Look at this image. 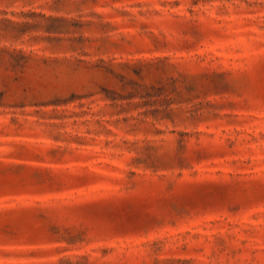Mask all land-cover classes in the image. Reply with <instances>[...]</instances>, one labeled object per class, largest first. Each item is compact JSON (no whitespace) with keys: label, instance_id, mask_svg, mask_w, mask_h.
<instances>
[{"label":"rangeland","instance_id":"374dc122","mask_svg":"<svg viewBox=\"0 0 264 264\" xmlns=\"http://www.w3.org/2000/svg\"><path fill=\"white\" fill-rule=\"evenodd\" d=\"M0 264H264V0H0Z\"/></svg>","mask_w":264,"mask_h":264}]
</instances>
